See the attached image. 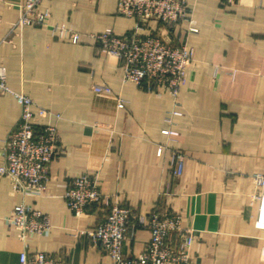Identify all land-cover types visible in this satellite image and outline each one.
Wrapping results in <instances>:
<instances>
[{"label": "crops", "instance_id": "crops-1", "mask_svg": "<svg viewBox=\"0 0 264 264\" xmlns=\"http://www.w3.org/2000/svg\"><path fill=\"white\" fill-rule=\"evenodd\" d=\"M24 1L0 0V66L14 91L60 115L41 123L58 127L61 151L40 196L13 192L10 178L0 176V264H19L25 251L59 255L68 264H112L82 233L103 211L78 217L67 206L65 193L82 175L138 215L155 208L179 214L193 233L191 264H264V230L255 226L264 193L255 180L264 177V0H187L190 20L169 28L150 21L140 31L194 51L178 106L165 92L125 82L123 62L89 37L135 29L137 19L119 15L117 0L45 1L39 9L51 13L46 26H16ZM53 27L83 40L60 38ZM94 85L113 93H96ZM174 108L181 115L169 122ZM19 116L15 97L0 94V166ZM168 129L177 134L166 135ZM176 155L184 159L180 176ZM21 204L48 215L49 233L20 238L8 219ZM149 240V230L138 228L124 254L140 255Z\"/></svg>", "mask_w": 264, "mask_h": 264}, {"label": "built area", "instance_id": "built-area-1", "mask_svg": "<svg viewBox=\"0 0 264 264\" xmlns=\"http://www.w3.org/2000/svg\"><path fill=\"white\" fill-rule=\"evenodd\" d=\"M49 0H25L16 26H46L51 13L40 10L39 5ZM187 0H117V13L137 19L133 31L117 34L112 30L90 33L89 37L103 53L112 55L123 62V80L132 82L149 92H165L171 95L178 106L180 89L186 80V73L194 56V51L186 43L176 44L160 34H142L140 31L150 22L158 21L165 27H174L190 20ZM192 21V20H191ZM192 32L197 29L191 28ZM60 38H69L80 43L83 35L63 27H53ZM96 93L112 94L108 85H94ZM0 94H11L20 106V116L15 127L4 141V162L0 166V176H8L13 192L40 196L50 180L49 165L60 148L58 127L42 124L49 115L60 119L59 114L37 106L34 100L14 91L7 83L6 67L0 66ZM175 106V107H176ZM181 115L173 109L167 118ZM166 135H176L170 129ZM158 149V154L162 152ZM174 173L183 172L184 159L176 155L173 160ZM255 180L264 189V177L256 175ZM258 198L259 211L255 226L264 230V193ZM69 209L78 217L89 209H100L103 215L89 230L82 233L112 259V264H191L190 249L193 233L183 227L182 217L167 210L155 208L146 215H138L132 208L124 207L111 195L105 194L96 179L89 175L78 176L71 181L65 193ZM8 224L17 229L21 239L30 235H44L51 229L47 214L26 204L14 208ZM138 228L150 232V240L145 251L138 256H127L123 252L124 243ZM19 264H68L59 255L45 252L29 254L22 252Z\"/></svg>", "mask_w": 264, "mask_h": 264}]
</instances>
